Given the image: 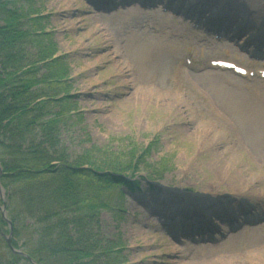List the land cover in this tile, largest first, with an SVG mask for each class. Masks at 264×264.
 <instances>
[{
  "label": "rangeland",
  "instance_id": "374dc122",
  "mask_svg": "<svg viewBox=\"0 0 264 264\" xmlns=\"http://www.w3.org/2000/svg\"><path fill=\"white\" fill-rule=\"evenodd\" d=\"M12 1L70 155L143 157L101 216L124 264H264V82L210 64L264 66V0Z\"/></svg>",
  "mask_w": 264,
  "mask_h": 264
},
{
  "label": "trees",
  "instance_id": "16d2710c",
  "mask_svg": "<svg viewBox=\"0 0 264 264\" xmlns=\"http://www.w3.org/2000/svg\"><path fill=\"white\" fill-rule=\"evenodd\" d=\"M21 11L0 0V183L12 222L11 230L0 198V264H124L122 242L106 237L101 216L120 209L109 202L113 186L141 193L143 157L136 150L108 156L98 147L70 155L59 132L65 108L53 111L50 96L35 89L37 64L50 65L52 54L44 50L39 60H25L30 33ZM50 98L53 106L72 101L71 95Z\"/></svg>",
  "mask_w": 264,
  "mask_h": 264
},
{
  "label": "water",
  "instance_id": "95a60500",
  "mask_svg": "<svg viewBox=\"0 0 264 264\" xmlns=\"http://www.w3.org/2000/svg\"><path fill=\"white\" fill-rule=\"evenodd\" d=\"M0 194H1V196L4 198V193H3V189H2V187H1V185H0ZM2 211H3V215L6 217L5 207H2ZM7 222H8V224H9L10 228H12V223H11V221H10V220H7ZM8 241H9V243H10V241H11V236L8 238ZM33 264H35V263L33 262Z\"/></svg>",
  "mask_w": 264,
  "mask_h": 264
},
{
  "label": "bare ground",
  "instance_id": "6f19581e",
  "mask_svg": "<svg viewBox=\"0 0 264 264\" xmlns=\"http://www.w3.org/2000/svg\"><path fill=\"white\" fill-rule=\"evenodd\" d=\"M140 4H142V3H139V5H140ZM236 9L238 10V7H236ZM156 30H157V31L159 30V31L162 32V33L165 32L164 30H160V28L158 29L157 27H156ZM160 32H159V33H160ZM162 33H161V34H162ZM127 66H128L129 68H131L129 65H127ZM133 69H134V68L130 69V71H132ZM225 72H227V71H225ZM158 81H159V79H158ZM262 81L264 82V80H262Z\"/></svg>",
  "mask_w": 264,
  "mask_h": 264
}]
</instances>
